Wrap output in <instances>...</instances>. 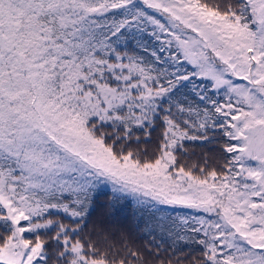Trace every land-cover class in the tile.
I'll return each mask as SVG.
<instances>
[{"label": "snow or ice", "instance_id": "6c2138e0", "mask_svg": "<svg viewBox=\"0 0 264 264\" xmlns=\"http://www.w3.org/2000/svg\"><path fill=\"white\" fill-rule=\"evenodd\" d=\"M0 264H264V0H0Z\"/></svg>", "mask_w": 264, "mask_h": 264}, {"label": "trees", "instance_id": "16d2710c", "mask_svg": "<svg viewBox=\"0 0 264 264\" xmlns=\"http://www.w3.org/2000/svg\"><path fill=\"white\" fill-rule=\"evenodd\" d=\"M100 204L101 205H106L107 204V199L106 198L102 199L100 201ZM105 212H106V208L105 207H98V209H97V213L98 214H102V213H105ZM131 212H132L131 208L128 207V206H125V207H122V208L118 209L116 211V215L118 217H121V218H127L129 220V222H130Z\"/></svg>", "mask_w": 264, "mask_h": 264}]
</instances>
